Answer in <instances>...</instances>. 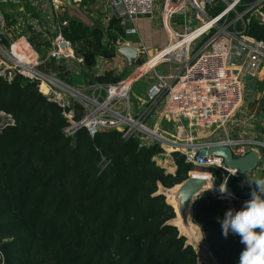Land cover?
<instances>
[{"label":"trees","instance_id":"16d2710c","mask_svg":"<svg viewBox=\"0 0 264 264\" xmlns=\"http://www.w3.org/2000/svg\"><path fill=\"white\" fill-rule=\"evenodd\" d=\"M257 2L241 0L237 12ZM244 23L248 36L264 42L259 18L246 13ZM64 32L94 69L101 54L96 32L72 18ZM256 91L264 96V80ZM0 112L15 121L0 132V264H204L160 193L188 180L193 167L183 155L172 154L176 171L169 173L156 161L165 152L161 144L124 139L118 130L93 138L81 130L70 138L62 110L20 76L0 77ZM250 184L230 178L227 188L243 201ZM229 208L210 194L194 207L193 223L218 264H238L244 247L238 236L222 235L218 219Z\"/></svg>","mask_w":264,"mask_h":264},{"label":"built area","instance_id":"2783aa9c","mask_svg":"<svg viewBox=\"0 0 264 264\" xmlns=\"http://www.w3.org/2000/svg\"><path fill=\"white\" fill-rule=\"evenodd\" d=\"M88 1L72 0L77 7L85 6ZM240 1L100 0L106 8L104 20L117 21L123 28L135 25L140 18H153L158 12L169 40L152 56L143 47L139 56L148 60L128 78L108 85L93 82L78 86L74 78L88 63L65 36L72 17L65 3L46 0L49 14L35 20L33 27L26 25V16H19L21 30L14 27L16 36L10 38L5 10L21 6L23 0H0V35L9 42V48L0 43L3 56L0 77L11 82L20 76L35 84L40 94L62 110L68 121L64 133L70 138L81 130H86L92 138L101 132L118 130L124 139L139 137L143 145L170 146V151L165 149L162 155L166 165L156 159L169 173L172 168L169 163L175 166L172 154L178 152L193 168L209 174L213 184L219 173L220 185L234 178L246 185L251 183L255 188L259 173L264 175V137L259 139L261 134L257 131V127L264 130V112L247 115L240 109L249 91L246 89L256 91L258 81L264 80V42L245 33L244 16L264 0L248 7L246 13L235 11ZM220 2L226 4L223 10H220ZM181 17V23L175 22V18ZM254 17L264 23V10H257ZM173 22L182 26L183 31H176ZM238 23L243 25V30H238ZM130 31L135 32V29ZM48 42L50 45L46 47ZM51 64L63 68V74L51 71L48 68ZM165 64L172 66L168 74L159 72ZM148 65L150 67L144 70ZM143 77H149L150 84L140 111L135 112L130 93ZM158 108H162L161 115L174 122L177 130L184 134L183 143L171 141L158 132L159 128L154 130L147 126L149 117L155 115ZM14 125L11 115L0 112V132ZM194 129H208L212 133L209 138H200L193 134ZM216 145L229 147L234 159L244 158L251 151L258 153L259 164L247 176L248 183L240 179L239 170L229 169L223 158L210 154L211 147ZM220 185L216 187L219 189ZM210 195L221 199L217 191L210 190ZM249 198L224 199L230 208H238Z\"/></svg>","mask_w":264,"mask_h":264},{"label":"crops","instance_id":"0c3cea01","mask_svg":"<svg viewBox=\"0 0 264 264\" xmlns=\"http://www.w3.org/2000/svg\"><path fill=\"white\" fill-rule=\"evenodd\" d=\"M261 4L263 5L261 8L264 10V1ZM78 8L82 12L83 17L78 18L71 15V18L77 20L84 19L83 23L86 24L85 26L89 27L94 33L96 32L95 36L99 39L97 47L99 51L101 50V54L95 57V61L97 66L102 67L96 71V73H91V68L88 64L85 70L74 78V82L78 86H84L87 83L93 82L108 85L128 78L135 70L129 72L128 75H123L124 68L128 66L126 59L117 53L116 49L118 47L131 46L136 48L139 54L141 49L145 47L151 56L163 49L168 43L169 36L167 29L163 24L161 14L153 18H140L136 21L135 25L123 28L119 23H117V21L108 23L104 20L106 8L103 3H100V0H89L85 6ZM49 11L50 7L47 5L46 0H24L21 6L8 12L5 10V15L9 21L7 31L8 36L10 38H14V36H16V29L14 28L16 26L21 30L18 21L19 16H26L28 21L26 25L28 26L30 24V26L33 27L34 21L46 18ZM176 21L179 22L178 20H175V22ZM175 22H173L174 29L176 31H183L184 28L176 25ZM130 29H135V32L130 31ZM110 42H112L113 45H111ZM140 59H142V57L140 58L139 56L138 61ZM137 62L135 64H137ZM99 74L101 77H98ZM169 164L172 166L171 173H175L176 167L171 162ZM258 176L259 179L264 178V175L261 173H259ZM193 216L194 213L191 216L192 221ZM193 226H195L201 233V236H203L202 230L198 226L194 225V223ZM187 239L189 240V244H193L192 239L188 237ZM205 245L208 248L206 242ZM208 261L210 264H218L216 258L212 254Z\"/></svg>","mask_w":264,"mask_h":264},{"label":"rangeland","instance_id":"374dc122","mask_svg":"<svg viewBox=\"0 0 264 264\" xmlns=\"http://www.w3.org/2000/svg\"><path fill=\"white\" fill-rule=\"evenodd\" d=\"M227 1H230V0H227ZM219 6H220V10H223L226 7V4H225V2L224 3L220 2ZM237 7L235 9L236 12H237ZM261 7H263V5L261 3H259L257 8L256 7L253 8L247 14L249 16H254V14L255 15L257 14V10H263V8H261ZM156 16H159L158 12L156 13ZM174 20H178L181 23L182 17L179 19L175 18ZM82 21L84 22V19ZM2 60H3V56L0 53V62ZM147 60H148L147 58H144V59L142 58L137 62V64L134 65V67L124 68V71H123L124 74L123 75H128L129 72L134 71L137 68L141 67L143 64H145L147 62ZM100 68H102V67L97 66L94 69H91L90 72L96 73V71H98ZM170 68H172L171 65L165 64L163 67L159 68V72H162L164 74H168V73H170ZM149 84H150L149 77H143L138 81V83L135 85L133 91L130 93V102L132 105L135 104L134 105L135 106V112L140 111V105L146 99L147 87L149 86ZM246 90H249V91L246 94L245 99H244V103L240 109L241 112H245L247 115H260V114H262L264 112V96L262 94L257 93L256 91H250V89H246ZM161 109L162 108H160V109L158 108L156 111V114L149 117L150 119H148L147 126L151 129H154V130L156 128H159L158 132L163 137H165L171 141H174V142L183 143L185 141L184 140V134L177 130L178 129L177 125L174 122H172L168 118H165L164 116L161 115ZM257 131H260V134H261L259 136L260 137L259 139H261V137L263 138L264 137V132H263L264 130L263 129L259 130L257 127ZM211 133H212V130H208V129L207 130L206 129L205 130L204 129H194L193 130V134L196 137H200V138L201 137H208L209 138L211 136ZM254 136H256V135H254ZM163 147L167 151H170V146L164 144ZM157 160L159 163L166 165V162H165L166 159L164 157L160 156V157H158ZM194 170H199V169L193 168V171ZM170 171H172V170H170ZM191 176H192V174H191ZM214 185L216 186V183H214ZM170 190H172V192H174V191H177V188L175 187V188L169 189V190L161 188L160 193L165 194L167 202L173 207V205L171 204V202L168 198V195H173V194H169ZM181 199H182V207L184 208L185 205L187 204V202H184L183 198H181ZM188 207H190L189 208L190 213H189L188 219L184 218V216H185L184 214H182L179 217V214L176 212V218L173 221V223L178 226L182 236H185V237L187 236L188 238L192 239V242H193L192 245L196 248V250L198 252L199 261L201 263H204V264H210L208 259L211 257L212 253L209 250V247L208 248L206 247L205 240L203 239V236H201V233L199 232V230H197V228L195 226H193V221L191 219V216L194 213L193 204L191 203L190 206H188ZM175 211H176V209H175ZM181 211H179V213H181ZM181 228H182V230H181ZM187 237H186V239H187ZM188 241L189 240L187 239V243H189Z\"/></svg>","mask_w":264,"mask_h":264},{"label":"clouds","instance_id":"9594fccd","mask_svg":"<svg viewBox=\"0 0 264 264\" xmlns=\"http://www.w3.org/2000/svg\"><path fill=\"white\" fill-rule=\"evenodd\" d=\"M218 191L221 199L234 198L227 188V181L219 186ZM249 196L239 209L229 208L218 222L225 238L230 234L238 236L244 246L238 264H264V179L255 181V188L251 187Z\"/></svg>","mask_w":264,"mask_h":264},{"label":"water","instance_id":"95a60500","mask_svg":"<svg viewBox=\"0 0 264 264\" xmlns=\"http://www.w3.org/2000/svg\"><path fill=\"white\" fill-rule=\"evenodd\" d=\"M62 1L65 3L72 16H77L78 18L83 17L82 12L77 6L73 4L72 0ZM31 42H34V40H31ZM0 43L6 48H9V42L4 35H0ZM116 51L126 59L128 67H133L139 59L138 50L131 46L118 47ZM210 154L223 158L226 166L229 169L239 170L240 179L245 183L249 182L247 176L251 175L259 164L258 153L255 151H251L244 158L234 159L232 151L229 147L216 145L211 147ZM205 194H210V190L205 188V182L195 179L191 175L189 176L188 180L182 184V198L184 202L192 201L194 207L198 199ZM0 260L1 262L4 261L2 255H0Z\"/></svg>","mask_w":264,"mask_h":264},{"label":"bare ground","instance_id":"6f19581e","mask_svg":"<svg viewBox=\"0 0 264 264\" xmlns=\"http://www.w3.org/2000/svg\"><path fill=\"white\" fill-rule=\"evenodd\" d=\"M154 63L155 62L153 60L152 64H154ZM148 67H150V66L148 65L144 70H146ZM191 174L195 179H199V180L204 181L205 182V188H207L208 190H211L212 192H216V191L219 192L218 188L212 183V181L209 180L210 179L209 174L205 173L204 171H202L200 169L192 171ZM176 188H177V191L172 192V190H170L169 194H173V195H168V198H169L171 204L173 205V207L176 209V212L179 214V217L182 214H184L185 215L184 218L188 219L189 213H190V209H189L190 207H188V206H190L192 201H188L187 204L185 205V207L183 208L182 207V199H181L182 198V185L176 186ZM179 211H181V213H179ZM181 230H182V228H181Z\"/></svg>","mask_w":264,"mask_h":264}]
</instances>
